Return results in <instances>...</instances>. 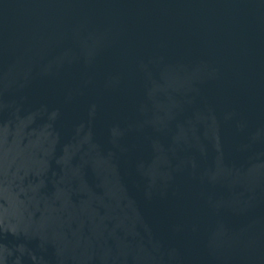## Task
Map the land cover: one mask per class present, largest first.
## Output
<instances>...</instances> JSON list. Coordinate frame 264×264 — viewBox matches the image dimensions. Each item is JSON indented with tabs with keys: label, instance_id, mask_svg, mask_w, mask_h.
I'll return each instance as SVG.
<instances>
[{
	"label": "water",
	"instance_id": "water-1",
	"mask_svg": "<svg viewBox=\"0 0 264 264\" xmlns=\"http://www.w3.org/2000/svg\"><path fill=\"white\" fill-rule=\"evenodd\" d=\"M0 264H264V0H0Z\"/></svg>",
	"mask_w": 264,
	"mask_h": 264
}]
</instances>
